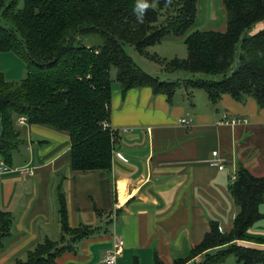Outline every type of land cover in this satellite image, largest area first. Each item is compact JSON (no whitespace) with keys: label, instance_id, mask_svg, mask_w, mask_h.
Masks as SVG:
<instances>
[{"label":"trees","instance_id":"16d2710c","mask_svg":"<svg viewBox=\"0 0 264 264\" xmlns=\"http://www.w3.org/2000/svg\"><path fill=\"white\" fill-rule=\"evenodd\" d=\"M136 2L0 0V53L20 54L28 66L21 83L9 82L0 73V160L6 165H13L25 144L24 129L19 126L25 117L28 126L48 128L69 138L73 172H111L118 136L110 127L112 68L117 70L116 80L124 94L150 88L155 95L171 99L184 84L205 91L214 106L229 95L241 103L252 98L264 109V30L253 33L264 23V0H224L226 32L196 29L200 0H147L143 22L134 11ZM91 36H99L101 44L87 45L85 38ZM167 40L183 41L188 58L167 61L148 52ZM127 46L161 63L166 72L178 73L184 81H163L147 74L127 54ZM230 193L240 209L232 231L223 233L219 223L212 222L204 240L174 264H222L229 256L238 264H264V250L238 244L264 245V239L248 234L264 219L260 211L264 177L241 166ZM58 200L63 239H46L28 253L27 260L14 264H57L71 250L62 245L66 238L77 244L96 232L91 226L71 228L63 190ZM13 224L11 213L0 212V251ZM202 256L203 261L195 262ZM132 264H139L138 258ZM155 264L166 263L156 256Z\"/></svg>","mask_w":264,"mask_h":264},{"label":"crops","instance_id":"0c3cea01","mask_svg":"<svg viewBox=\"0 0 264 264\" xmlns=\"http://www.w3.org/2000/svg\"><path fill=\"white\" fill-rule=\"evenodd\" d=\"M198 9L196 29L227 31L224 0H200ZM171 42L184 43L165 41ZM177 91L169 99L150 88L124 94L114 86L110 127L118 136L111 172H73L65 134L22 125L25 144L15 155V171L0 178V212L14 217L0 264L25 261L46 239H63L59 190L66 195L71 228L91 226L96 232L77 244L66 238L62 245L71 250L57 264H106L117 238L125 242L117 264L136 258L155 264L156 256L174 264L204 240L212 222L230 233L240 211L230 193L232 179L241 166L264 177V109L252 98L241 103L225 95L214 106L208 94L199 104L191 96L177 98ZM233 119L240 122L225 124ZM216 151L224 171L210 164ZM260 211L264 215V202ZM248 234L264 239V219ZM238 244L264 250L256 243ZM222 264L238 262L229 256Z\"/></svg>","mask_w":264,"mask_h":264},{"label":"rangeland","instance_id":"374dc122","mask_svg":"<svg viewBox=\"0 0 264 264\" xmlns=\"http://www.w3.org/2000/svg\"><path fill=\"white\" fill-rule=\"evenodd\" d=\"M22 7V3L19 5ZM1 15V14H0ZM5 23H3L4 25ZM6 25V24H5ZM264 30V23L258 24L253 33H259ZM101 38L99 36H91L85 38V43L91 47L98 46L101 44ZM127 54L133 59V61L147 74L154 76L163 81L178 82L184 81L183 77L178 73H168L164 70V66L152 60L145 55L140 54L135 47L127 46ZM151 55H157L162 60L172 61L174 59L184 60L188 58V50L184 43L182 42H171V43H161L152 46L148 49ZM0 73H3L5 78L9 82L21 83L28 75V66L25 59L13 51L0 53ZM111 79L113 80V85L115 87H120L117 82V70L115 68L111 69ZM188 79H191L189 77ZM185 92L186 95H185ZM192 97L193 100L197 99L200 104L203 99L207 98V93L203 90L198 89H188L184 88V85L177 91V98ZM23 124L19 123V126ZM16 161V160H15ZM18 162L16 161L15 164ZM111 233H113V228H110ZM234 258V256H231Z\"/></svg>","mask_w":264,"mask_h":264},{"label":"built area","instance_id":"2783aa9c","mask_svg":"<svg viewBox=\"0 0 264 264\" xmlns=\"http://www.w3.org/2000/svg\"><path fill=\"white\" fill-rule=\"evenodd\" d=\"M240 122V120L238 119H233L232 121H226L225 124H232V125H236ZM20 124H26L27 123V118H22L19 121ZM181 123L183 124H187L189 127L192 126V120H187V119H183L181 120ZM223 123V122H221ZM127 132V131H125ZM119 158H122L121 155H118ZM219 153L218 151L213 152V160L210 161V164L212 166H216L219 168L220 171H224L225 170V164L224 162L219 158ZM25 171H29L32 172V169H24ZM24 170H20V172H24ZM15 170H13V168H11L10 166L6 165L4 161L0 160V178L6 175H9L11 173H13ZM235 176L232 179V181L234 182L235 180ZM124 247H125V242L122 238H117V240L114 243V248L111 251V253L109 254V256H107L104 260V262L106 264H117L118 258L123 254L124 252Z\"/></svg>","mask_w":264,"mask_h":264},{"label":"clouds","instance_id":"9594fccd","mask_svg":"<svg viewBox=\"0 0 264 264\" xmlns=\"http://www.w3.org/2000/svg\"><path fill=\"white\" fill-rule=\"evenodd\" d=\"M148 8H149V3L147 2V0H137L134 11L136 13L138 21L143 22L145 12Z\"/></svg>","mask_w":264,"mask_h":264}]
</instances>
